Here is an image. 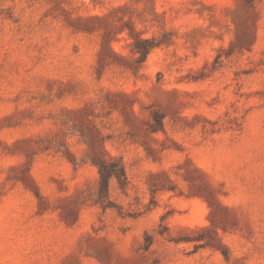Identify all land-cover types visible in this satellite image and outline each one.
<instances>
[{"label": "rangeland", "instance_id": "1", "mask_svg": "<svg viewBox=\"0 0 264 264\" xmlns=\"http://www.w3.org/2000/svg\"><path fill=\"white\" fill-rule=\"evenodd\" d=\"M0 264H264V0H0Z\"/></svg>", "mask_w": 264, "mask_h": 264}, {"label": "trees", "instance_id": "2", "mask_svg": "<svg viewBox=\"0 0 264 264\" xmlns=\"http://www.w3.org/2000/svg\"><path fill=\"white\" fill-rule=\"evenodd\" d=\"M251 2L254 0H250ZM145 42V41H144ZM151 46L146 47L142 50L141 55L145 56ZM95 165L98 171V189H97V199L98 203L103 207H107L108 198V188L111 179L117 181L120 187H124L126 184V176L124 167L119 159H95L91 161Z\"/></svg>", "mask_w": 264, "mask_h": 264}]
</instances>
